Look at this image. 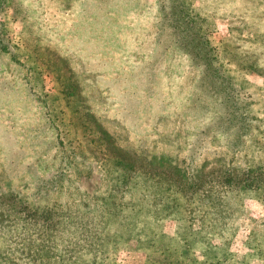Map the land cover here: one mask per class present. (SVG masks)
Returning <instances> with one entry per match:
<instances>
[{
	"label": "rangeland",
	"instance_id": "rangeland-1",
	"mask_svg": "<svg viewBox=\"0 0 264 264\" xmlns=\"http://www.w3.org/2000/svg\"><path fill=\"white\" fill-rule=\"evenodd\" d=\"M178 1L213 80L171 0L1 4L0 264H264V0ZM224 104L248 134L190 164Z\"/></svg>",
	"mask_w": 264,
	"mask_h": 264
},
{
	"label": "trees",
	"instance_id": "trees-1",
	"mask_svg": "<svg viewBox=\"0 0 264 264\" xmlns=\"http://www.w3.org/2000/svg\"><path fill=\"white\" fill-rule=\"evenodd\" d=\"M4 0H0V13H1V4ZM173 7L170 9L169 15H167V19L174 20L177 26L172 30V34L174 37V45L177 48L182 49L189 57L192 58L195 62H199L203 64L208 69L210 65L215 62V56L213 52L208 48L206 49V44H197V37L198 32L195 30V25L192 23L191 16L188 12V8L184 5L182 7L178 0H171ZM168 24L169 21H168ZM171 25V24H170ZM176 38V39H175ZM208 76L211 80L213 76L212 71H208ZM214 85V84H213ZM212 88L210 84H208ZM220 86L214 85L213 88H217L219 92L217 95L222 98L225 102L231 100V97H236V94L233 92L234 89L230 90L227 88L221 89ZM222 95V96H221ZM230 104H224V117L219 118V123L216 124L212 132L208 133L207 131L203 130L199 132L195 136L194 143L187 149V157H191L190 164L193 163V159H198L203 151L212 147L214 142H219L221 146L226 145L230 147V151L233 153L235 148L242 144L240 138L245 137L248 134V125L245 122V116L243 113L235 112L234 110L231 112ZM236 113V114H234ZM231 116L228 121L226 122L225 118ZM141 118V117H140ZM234 126L237 127L238 130L234 129ZM233 129V130H232ZM226 143V144H225ZM199 155V156H198ZM259 170V169H257ZM64 173L63 171L56 174L55 181L56 184L53 186V189L56 187L57 184L61 180H63ZM48 185H52L53 181H46ZM44 192L49 191L48 186L42 185ZM187 189L190 186L186 187Z\"/></svg>",
	"mask_w": 264,
	"mask_h": 264
}]
</instances>
